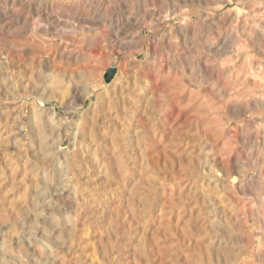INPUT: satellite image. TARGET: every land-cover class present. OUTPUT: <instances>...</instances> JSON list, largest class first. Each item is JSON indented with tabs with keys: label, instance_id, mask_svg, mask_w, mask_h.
<instances>
[{
	"label": "rangeland",
	"instance_id": "rangeland-1",
	"mask_svg": "<svg viewBox=\"0 0 264 264\" xmlns=\"http://www.w3.org/2000/svg\"><path fill=\"white\" fill-rule=\"evenodd\" d=\"M0 264H264V0H0Z\"/></svg>",
	"mask_w": 264,
	"mask_h": 264
},
{
	"label": "water",
	"instance_id": "water-1",
	"mask_svg": "<svg viewBox=\"0 0 264 264\" xmlns=\"http://www.w3.org/2000/svg\"><path fill=\"white\" fill-rule=\"evenodd\" d=\"M116 73V68L114 66H110L105 71V81H109Z\"/></svg>",
	"mask_w": 264,
	"mask_h": 264
}]
</instances>
